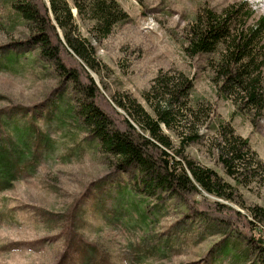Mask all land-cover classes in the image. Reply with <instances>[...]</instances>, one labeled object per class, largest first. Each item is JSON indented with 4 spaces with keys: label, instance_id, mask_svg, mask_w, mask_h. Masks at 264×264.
Wrapping results in <instances>:
<instances>
[{
    "label": "rangeland",
    "instance_id": "1",
    "mask_svg": "<svg viewBox=\"0 0 264 264\" xmlns=\"http://www.w3.org/2000/svg\"><path fill=\"white\" fill-rule=\"evenodd\" d=\"M117 1L128 22L107 39L92 40L102 71L88 74L99 87V106L124 130L130 119L115 95L129 94L148 109L142 93L159 71L177 69L193 77L195 95L207 99L213 110L212 120L194 129L204 139L180 149L179 132L162 130L174 145V156L214 170L227 189L222 197L197 187L193 192L177 190L178 196L165 193L132 203L116 191L132 181L130 170L118 171L110 157L86 145L84 135L70 138L72 147L79 144L81 151L60 147L54 158H37V169L28 172L32 175L0 193V264H256L250 248L256 247L252 237L264 238V173L258 172L254 180L229 176L218 161V136L210 124L232 122L237 135L248 139L264 162V118L256 124L247 115L233 119L236 107L217 97L207 57L189 58L184 52V30L199 6L220 10L247 1L263 15L264 0ZM1 15L0 3V62L18 57L14 69L0 70V121L24 112L37 115L43 128L61 116L66 124H54L52 138L66 141L67 129L81 128L68 116L74 99L68 78L48 71L41 61L32 63L29 57L37 52L26 49L28 31L19 26L6 33ZM83 34L88 36L85 26ZM69 53H63L64 64L81 71L80 62ZM81 81L87 84L82 76ZM156 249L167 254H157Z\"/></svg>",
    "mask_w": 264,
    "mask_h": 264
},
{
    "label": "trees",
    "instance_id": "2",
    "mask_svg": "<svg viewBox=\"0 0 264 264\" xmlns=\"http://www.w3.org/2000/svg\"><path fill=\"white\" fill-rule=\"evenodd\" d=\"M0 3L3 30L8 33L21 26L28 31L26 49L31 47L37 52L35 58L29 57L30 61L34 64L41 61L48 71L68 78L74 98L68 116L81 127L77 131L67 129L69 139L59 143L52 138V126L60 128L66 124L61 116H55L56 121L43 128L38 125L37 115L24 112L9 118L11 121L2 119L0 193L11 190L24 175H32L28 172L37 169V158L43 155L54 158L55 149L58 152L60 147H67V152L72 148L81 151L79 144L72 147L70 138L84 135L86 145L89 143L102 157H110L118 171L130 170L127 175L132 174V181L116 191L132 203L139 198L146 202L165 193L178 196L177 190L193 192L197 187L223 196L228 185L218 173L185 157L174 156L171 152L174 145L162 130L165 127L179 132L180 149L204 139L194 129L210 122L213 110L207 99L195 95L193 77L177 69L159 71L149 90L142 93L148 109L129 94L115 95L116 104L130 119L125 120L124 130L99 106V87L88 74L102 71L92 40H105L128 22L129 16L117 0H0ZM84 26L88 36L83 34ZM184 36V52L189 58L207 57L217 97L231 101L236 107L231 114L233 119L247 115L256 124L257 119L264 118V14L257 15L247 1L234 2L220 10L199 6ZM67 51L75 55L82 72L64 64L63 53L70 55ZM17 57L13 55L8 62H0V70L14 69L12 62ZM81 76L87 84L82 83ZM214 123L210 128L218 136L215 151L227 174L242 181L254 180L258 172L264 173V162L252 151L249 140L237 135L232 122ZM252 239L256 243V247L250 248L253 262L264 264V238ZM235 242L243 245L240 238ZM170 249L175 250L171 246ZM226 252L227 249L223 254ZM156 253L167 254L163 249H156Z\"/></svg>",
    "mask_w": 264,
    "mask_h": 264
}]
</instances>
